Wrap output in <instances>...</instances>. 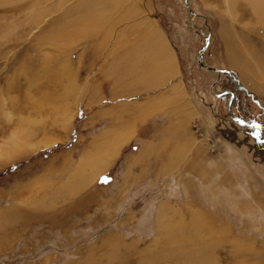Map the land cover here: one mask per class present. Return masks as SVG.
Returning a JSON list of instances; mask_svg holds the SVG:
<instances>
[{"label": "rangeland", "instance_id": "1", "mask_svg": "<svg viewBox=\"0 0 264 264\" xmlns=\"http://www.w3.org/2000/svg\"><path fill=\"white\" fill-rule=\"evenodd\" d=\"M240 2L0 0V264H264V26ZM150 34L177 67L156 88L124 66Z\"/></svg>", "mask_w": 264, "mask_h": 264}, {"label": "bare ground", "instance_id": "2", "mask_svg": "<svg viewBox=\"0 0 264 264\" xmlns=\"http://www.w3.org/2000/svg\"><path fill=\"white\" fill-rule=\"evenodd\" d=\"M89 1H92V3H89V4H92V9L89 13V16L93 15V18H94L97 13H99V12H100V14L103 13L105 4H107L108 2L116 3L118 0H98V1L97 0H89ZM238 1H241L240 3L243 2L245 5H247V8L250 9V11L255 16V18H257V20L260 22V24L262 26H264V0H226V3L228 5L227 8H228V11L231 12V15H232V10H236L235 5ZM94 4H96L95 6H98V8L95 7V9H94L93 8ZM110 5H108V6H110ZM99 6H102L103 8L102 7L100 8ZM126 6H128V5H126ZM126 9H128V8H126ZM114 12H116V11H114ZM100 14H98L99 18L101 17ZM122 15H125V14H122ZM118 19H119V17H118ZM94 20H96V19H93L92 21H94ZM102 21H103V19H102ZM99 22H100V20H99ZM90 24H91L90 21L85 23V25H90ZM94 24H96V22H94ZM81 28H83V27H81ZM144 41H145L144 44H143V42H140L141 44H138V46L143 44L142 51L140 50L141 51L140 54L134 53L133 55H131L132 53L131 54L129 53V52H131V50H130L131 48L129 49L130 51L128 50L129 55L127 54V57L124 58L125 59L124 60L125 61L124 66L130 67L131 69H133L135 67L139 68L141 66L142 67L144 66L143 68L148 67L150 74L145 79H149L150 80L149 84L154 85V87H155L158 84H160L161 82H164L165 79L168 80L170 77L173 76V65L171 62L172 60L169 58L170 55H168L169 52H167L168 47L166 48L165 44L162 42V38H158L154 34V35H151V36L147 37L146 39H144ZM132 49H134V48H132ZM238 63H239V61H238ZM143 68H141V69H143ZM141 69H139V70H141ZM143 83H146V82H143ZM108 164H109V162L104 163V165L101 168V172L104 171L108 167ZM196 222L197 221H195V223Z\"/></svg>", "mask_w": 264, "mask_h": 264}, {"label": "water", "instance_id": "3", "mask_svg": "<svg viewBox=\"0 0 264 264\" xmlns=\"http://www.w3.org/2000/svg\"><path fill=\"white\" fill-rule=\"evenodd\" d=\"M208 45H209V42L206 43V45L204 46V48H203V50H202L200 56H202L203 53L207 50ZM200 59H201V58H200ZM201 65H202L206 70H208V71L211 72V73H218V74L221 73V71H219V70H217V69H213V68L207 67V66H205V65L202 64V63H201ZM234 120L236 121L237 119H234ZM237 122H239L240 124H242V125H244V126H247V127H251L252 125H254V126L256 125V124H247V123H245L244 121H242V120H240V119L237 120Z\"/></svg>", "mask_w": 264, "mask_h": 264}, {"label": "crops", "instance_id": "4", "mask_svg": "<svg viewBox=\"0 0 264 264\" xmlns=\"http://www.w3.org/2000/svg\"><path fill=\"white\" fill-rule=\"evenodd\" d=\"M164 43V42H163ZM166 46V45H165ZM167 48V47H166ZM168 49V48H167ZM167 52H169L168 53V55H170L169 56V58L172 60L171 62H172V65H173V76L172 77H170L169 79H171V78H173L174 76H175V74L177 73V67H175V62H174V58L172 57V55H171V53H170V51L168 50ZM234 60H236V59H234ZM238 61V60H237ZM156 88V87H155Z\"/></svg>", "mask_w": 264, "mask_h": 264}]
</instances>
